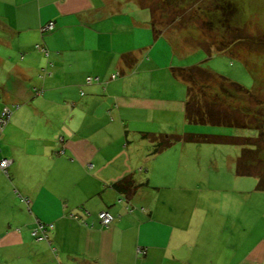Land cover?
<instances>
[{
  "label": "crops",
  "instance_id": "1",
  "mask_svg": "<svg viewBox=\"0 0 264 264\" xmlns=\"http://www.w3.org/2000/svg\"><path fill=\"white\" fill-rule=\"evenodd\" d=\"M153 1L0 0V264H264V216L211 204L203 142L178 139L196 132L173 68L211 69L182 63L189 31L167 36ZM157 135L173 141L153 153ZM127 176L131 194L114 186Z\"/></svg>",
  "mask_w": 264,
  "mask_h": 264
},
{
  "label": "rangeland",
  "instance_id": "2",
  "mask_svg": "<svg viewBox=\"0 0 264 264\" xmlns=\"http://www.w3.org/2000/svg\"><path fill=\"white\" fill-rule=\"evenodd\" d=\"M153 2L158 5L161 11L158 12L159 14L163 13L162 9L164 10L162 19L167 25L165 29L167 36L172 38L169 32L173 35L180 34L178 29L180 26L186 27L189 31L187 34L182 33L186 34V41L183 38V43L187 42L181 49L182 60L186 62H182L183 64L200 60L202 67H209L213 72L243 87L221 82L215 78L211 79L209 75L204 78L206 74L203 77L196 71L193 72L196 79L193 82L194 90L191 95L199 100L198 104L201 107L211 104L209 107L215 110L218 116L226 117L227 121L234 119L233 122L239 125H247L239 127L207 121L189 123L186 127L188 131L207 134L213 138L229 136L230 140H233L208 141L196 145L197 149L202 148L206 152L202 160L198 157L202 163V167L198 170L199 175L203 174L205 180L210 182L211 204L218 205L223 213L228 212L229 209L230 214L227 213L226 216L247 218L264 216V191L257 185V176L259 174L264 176V0H163V3L161 0H155ZM220 5L225 10L219 9ZM174 7L175 12H173ZM171 12L179 17L178 27L171 22ZM186 48L189 49L187 53ZM172 58L171 55L167 56L168 61ZM177 58L174 57L176 63H178ZM179 70L173 68L174 76L182 77ZM200 83L210 85L199 87ZM192 107V102H189L187 110L192 111ZM31 117L30 114L27 115V118ZM43 125L46 124L36 127L37 133H41L40 127ZM47 125L48 128L43 131L44 133L52 129L50 124ZM245 136L256 144L255 155L249 150L253 146L240 139ZM242 145H245V148L241 152ZM155 150L153 145L151 151ZM211 151L213 155L208 157L207 162L209 164L210 160L214 159L213 166L206 169L205 159ZM238 151L240 157L232 158ZM258 164L262 165L261 173L256 172L260 169ZM247 171L249 172L246 173ZM262 228L264 232V219Z\"/></svg>",
  "mask_w": 264,
  "mask_h": 264
},
{
  "label": "trees",
  "instance_id": "3",
  "mask_svg": "<svg viewBox=\"0 0 264 264\" xmlns=\"http://www.w3.org/2000/svg\"><path fill=\"white\" fill-rule=\"evenodd\" d=\"M219 9L225 10L222 5H220ZM181 72L182 75V79L185 81H189L190 82V87H189V98L187 100V108H188V104L189 102H192L193 104V109L192 111H190L191 109L187 110V120L189 122H195V123H205V122H211V123H216V124H220V125H230V126H239V127H246L247 125H239L237 123H234V119L233 121H227L223 116H218V114L215 113V110L211 109L209 106L211 104H209V106L206 107H201L200 104H198L199 100L195 99V97L193 95H191V92H193L194 90V84L193 82L195 81V77L193 75V72H197L198 74L202 75L204 78L209 77L215 78V80H219L221 82H228L230 84H234L238 87L243 88L242 86H239L236 82H233L232 80L226 78L223 75L217 74L211 70H203L201 69L200 66H193V67H189V68H180L179 70ZM204 83V82H203ZM201 84L199 85V87H207L210 84ZM198 87V88H199ZM204 90V89H203ZM201 91V89L199 90V92ZM209 91V90H208ZM196 104V105H195ZM215 113V114H214ZM152 139L155 141V151L153 152H158L161 151L162 149L166 148L167 146H169L171 144V142L173 140H171V138L169 137H165L163 135H157V136H151ZM183 138L179 137L178 139L184 140V141H195V142H208V141H233L230 140L231 138H227L225 136H218L216 137H212L210 135L207 134H202V133H187L184 136H182ZM244 142H246L247 144L250 143V145H253L256 147V144L251 140H249L247 137L243 140ZM249 141V142H248ZM245 144V143H244ZM249 146V145H248ZM247 148V147H246ZM250 150V149H249ZM246 151V149H245ZM256 151V148L255 150ZM250 152H252L250 150ZM253 153V152H252ZM249 171H247L246 173H248ZM261 173V172H259ZM258 178V188H260L261 190H264V176L259 174L257 176ZM114 186L117 190L121 191V192H126V193H133L135 191V189L137 188L138 184L134 181V179L132 178V176H127L124 177L120 180H118L117 182L114 183Z\"/></svg>",
  "mask_w": 264,
  "mask_h": 264
},
{
  "label": "built area",
  "instance_id": "4",
  "mask_svg": "<svg viewBox=\"0 0 264 264\" xmlns=\"http://www.w3.org/2000/svg\"><path fill=\"white\" fill-rule=\"evenodd\" d=\"M53 27H54V22L49 21L42 27V30H49V29H52ZM93 79L97 80L98 77L93 78L89 76L87 78V82L92 81ZM9 116H10V110L5 109L0 113V129L7 122V119L9 118ZM10 163H11V160L7 157L0 159V167L6 174H8V167ZM98 218H99L100 223L103 226H108L113 221L114 216L108 210H102L98 212ZM52 227H53L52 223L38 222L36 227L32 229L31 234L35 240H38V241L47 240L48 239L47 231L51 229Z\"/></svg>",
  "mask_w": 264,
  "mask_h": 264
}]
</instances>
